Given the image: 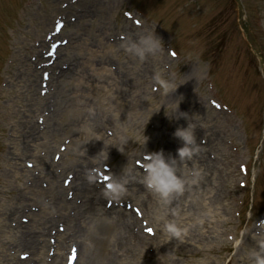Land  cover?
Returning a JSON list of instances; mask_svg holds the SVG:
<instances>
[{
  "label": "rangeland",
  "instance_id": "obj_1",
  "mask_svg": "<svg viewBox=\"0 0 264 264\" xmlns=\"http://www.w3.org/2000/svg\"><path fill=\"white\" fill-rule=\"evenodd\" d=\"M66 2V0H62ZM107 0H98V4L103 3ZM59 4V0H56ZM114 7L110 10L109 7L103 8L97 15L98 20L91 27L89 25H78L80 21L76 20L72 26H67L65 29V34H79L80 42L79 48L84 57H87L88 61L92 59L102 60L105 59V54L112 48H115L116 55L114 59L118 66L122 68L125 72L123 73L125 78L129 79V86L133 84L136 85L137 89L141 90L142 99H146L145 102L149 104H154L152 108H157V106L162 105L159 110L153 112L152 116L144 115L141 120H149L146 126L143 123H139L131 132L124 133L120 137L121 140L117 142H112L106 146L109 152L102 153V158L100 159L101 164L112 165L113 173L116 172V168L124 167L128 169L131 162L134 161L136 157L141 152L160 151L164 150V144L170 142L173 147L178 145L182 146V140L174 135L177 127H181L179 124L180 120L185 119L187 124L198 126L200 130L197 142L202 144L201 141L204 139L205 134L212 132V128L225 136H231L233 142L231 143L232 155L230 158V164L232 169H236L238 162L244 161L249 162L250 166L253 168V176L258 178L260 171L264 169V144L261 150L260 142L264 140V0H237L239 10L235 11L232 0H195L190 3L188 0H150L149 2H142L136 0L133 1L135 7L142 8L149 15V18L145 20L143 18L142 22H145V26L148 30L145 31L144 28H139L135 26L131 21L130 24L136 28L138 34L146 35L147 33H154L161 39L162 47L159 52L155 55H147L148 66L154 70L153 77L149 80L143 79L140 74L135 73V67H127V65H134L131 54L128 51L120 52L118 51V45L121 42L123 48L125 49L126 41L129 39L128 32L133 30L130 28L122 27L123 20V9L126 7L127 0H112ZM29 3V2H28ZM27 3V0H0V213L5 214L11 208L14 200L18 199V191L20 189V184L23 181H16L14 177L7 178L5 171L8 169L9 160L12 162L14 152L16 150L15 143H11L10 137L17 139L21 133L18 127H14L10 130L9 125L12 118V113L7 111V107L10 103L11 98H14L17 102V106L22 108V102L20 99L21 93L20 84L15 80V77H10L16 73V68H22L20 63L24 61L18 59V63L12 65V60L15 54H19L20 50L23 55L29 61L31 58V48L33 47V41L40 37V31L42 26H40L43 17H47V12H49L50 17L56 15L60 12L59 7L55 11L48 8V4L42 7L31 6ZM108 6L110 3L106 2ZM113 6V5H112ZM232 7L231 10L229 7ZM109 10V11H108ZM65 16V13H61ZM55 17L52 18V20ZM153 19H161L167 26V32L172 36V40L168 34L164 33L155 25ZM228 23L223 25L225 20ZM233 21V24H232ZM52 21L47 24L50 26ZM239 24V28L238 25ZM227 26V32L224 39H221V34L225 33L224 28ZM153 28V29H152ZM220 31V36L217 38V33ZM119 32H123L126 35L125 39L119 38ZM175 33V34H174ZM130 36L131 33H130ZM104 37V38H103ZM108 41L110 46H106L102 41ZM253 42L260 50L262 54L257 53V49L250 44ZM170 43L176 48L178 47L182 52L191 56L184 60L174 58L170 55L168 51L170 48ZM25 45V47H23ZM76 45V42L74 46ZM167 45V46H166ZM74 50V49H73ZM78 52V51H77ZM255 52L257 53L255 55ZM113 54V53H112ZM253 54V55H252ZM107 56V55H106ZM216 56L217 63L213 70L215 78L219 84L218 94L220 99L227 100L237 109L238 116H234L230 110L219 112L216 111L208 103H202L201 101L217 98L215 92L210 83L211 76L208 75L210 69L209 62L206 58ZM107 58L103 61H107ZM169 58V59H167ZM172 59V61H170ZM83 58V62H88ZM144 62L140 63V67H137L138 71L140 68L144 67ZM102 62V63H103ZM106 62L105 64H107ZM186 71L190 70L194 74L195 79L192 83L188 84V93L181 94L180 100L176 104H170L168 106L164 105V95L168 93L173 87L184 82L180 81L185 74L184 66H182V71L180 73L176 72L173 68L170 70L169 64L176 65L179 68L181 65L186 64ZM88 64L94 65V63L88 62ZM262 66V67H260ZM27 68V67H26ZM102 69L104 67H101ZM10 69H13L9 71ZM260 72V73H259ZM93 75V72H89ZM159 75L161 79L166 80L170 87L165 91L162 86L158 83L155 77ZM84 76V75H83ZM84 79L87 80L86 90L88 93V101L93 108H98L100 110L104 109H114L118 108L120 104L116 102L115 93L109 90V86H105L102 78L93 76V79L89 81L86 76ZM135 79L141 80L140 82H134ZM109 80H112L110 78ZM7 81L9 83L7 84ZM180 81V83H178ZM91 85V86H90ZM97 85H101L96 87ZM118 88L119 86L115 84ZM101 89H100V88ZM156 95H155V94ZM153 94L155 97L151 96ZM214 94V95H213ZM232 96H231V95ZM224 97V98H223ZM247 97V100L243 98ZM237 100H236V99ZM252 101V110L257 117L252 119L249 116V111L247 110V115H245V109L250 106ZM82 102V100H80ZM84 103V102H83ZM13 105V104H12ZM72 106L77 108L81 107L77 102H72ZM245 107V108H244ZM244 108V109H242ZM81 114L64 111V115L59 118V122L65 119L72 118L73 123L80 118ZM20 117L16 120L19 121ZM22 119V118H21ZM75 120V121H74ZM118 122H121L119 120ZM125 127L126 124H122ZM11 126V125H10ZM184 127L186 125L183 124ZM145 132L144 135L141 134V129ZM66 125L61 126L60 137H65L67 139ZM11 134V135H10ZM83 135L80 134L78 138ZM246 135V136H245ZM202 137V138H201ZM249 139V150L248 146ZM148 141L146 142V140ZM155 139L156 142L150 141ZM150 141V142H149ZM177 142V144H175ZM71 143V142H70ZM137 143L139 148L133 146ZM72 152H79L80 147L76 144V140L72 142ZM140 144V145H139ZM197 152L200 153V148ZM123 151H122V150ZM261 150V151H259ZM212 151L213 150H209ZM104 154V155H103ZM166 156L167 154L164 153ZM217 159L213 158L214 161H218V170L225 173V178L221 181L220 176H218L217 184L215 188L220 189V195L218 199L221 200L225 192L230 191L232 194V205H236L238 197L243 195V189L238 187L237 177L231 173V168L229 167L228 160L224 155H218ZM193 158V155L192 157ZM216 159V160H215ZM193 163V160H192ZM185 165V163H184ZM193 166H195L193 164ZM185 174L187 170H184ZM194 171V167L192 169ZM229 171V174L227 172ZM11 174V173H8ZM192 179L193 176L187 175ZM204 179V178H203ZM210 178H206L205 182H209ZM197 183V181H195ZM193 185V183H192ZM205 185V184H204ZM213 185H209L208 189ZM191 194L196 192V189L191 186ZM257 187H255L256 189ZM210 190V189H209ZM241 190V191H240ZM253 190V188H251ZM263 196L260 203L255 204V208L264 207V183L262 185ZM200 193L197 190L194 198L206 197L205 190ZM241 199V198H240ZM176 215H179V209L185 208L186 199L180 198V194L175 200ZM174 201L172 200L171 203ZM208 202H210L208 200ZM213 204V203H212ZM208 209L210 208L211 214L207 216L209 210H203L201 212L200 218H191L187 223L176 222L177 226L182 230L181 233H188L190 229H196L195 233L197 238L195 242L187 238H182V236L176 239L173 244L176 246L177 250L183 252L186 251L187 255L193 248L194 244H198L202 241L203 237H198V231H203L206 234V239L211 235L209 241L210 244L212 239L216 240L214 237L217 234L218 222L215 227L211 226V222L214 219L213 207L210 203H207ZM217 206V205H216ZM219 209L220 207L217 206ZM149 209V218H147L152 226L155 228L156 233L159 234L161 230V225L164 221L169 220V212L166 216L161 214H155ZM52 212V210H51ZM253 213V212H252ZM11 219V218H10ZM9 219V220H10ZM175 219V217H174ZM1 220V216H0ZM201 222V223H200ZM236 220H231L228 224H223L224 228L231 231ZM189 225V226H188ZM160 236V234H159ZM224 238V236L222 237ZM160 239H163L160 236ZM198 242V243H197ZM192 243V244H191ZM5 247V244L2 246ZM183 249V250H181ZM161 253V252H160ZM153 254V252L147 253L150 262L160 261L161 255ZM178 255V256H177ZM178 258L179 262L184 264L193 263V259L184 260L180 253L174 255ZM201 256L198 255L194 257L195 260H200ZM209 259H220L221 256L215 252L212 256L208 255ZM190 258V257H189ZM7 264V263H5ZM200 264H205V262H200Z\"/></svg>",
  "mask_w": 264,
  "mask_h": 264
},
{
  "label": "bare ground",
  "instance_id": "obj_2",
  "mask_svg": "<svg viewBox=\"0 0 264 264\" xmlns=\"http://www.w3.org/2000/svg\"><path fill=\"white\" fill-rule=\"evenodd\" d=\"M85 7L92 8V6L87 5ZM88 14V18H92L90 12H88ZM129 40L134 41L137 39L135 37H130ZM132 55L134 54L132 53ZM135 60V64L138 66L140 63L144 62V59L141 60L137 56H135ZM71 65L74 66V69L76 67L82 68V63L77 58L74 62L69 64L67 69H63L62 67L58 73L55 71L56 67H45V70L50 72L51 78L59 76L58 79L53 80L50 84L49 89H52L54 98L49 99L47 105L44 103L45 99L41 98L40 94H38L40 84V80L38 81L40 76L39 73L37 72L34 75H30L27 82V86L30 87V91L27 92L28 103L32 109L36 101L37 110L46 107L45 112L48 111L50 115H55L54 112L63 107L62 101L66 102V104L69 102L67 112L79 113L84 117L81 124H73V129L80 128L83 133L79 138L74 139L76 140V144L83 147L90 156L95 155L96 158H101L102 153L109 152L107 149L101 147V142L114 140L105 136L103 131H108L110 134L113 133V127H116V125L112 117L109 116H115L116 113L113 109H104L100 115L91 116V114L88 117L90 122L86 121L85 116L91 112L92 108L90 103L86 101L88 93L85 92L83 83H75V88H72L69 93H63L62 90L65 80L68 77H72L69 75V68H71ZM144 68H141L140 75L142 77L144 76V79H147L150 77L146 73L148 67L145 66ZM50 69L52 70L50 71ZM94 71L99 74L100 78H104L105 76V84L109 86L111 92L117 95L120 93L122 95L125 100L121 103L123 109L126 106H129L130 109L131 107L135 109V105L138 104V94L132 92V94H130V99L126 100L127 83L123 78L115 80L120 84L117 88L112 74L109 71L105 70L100 72L97 71L95 67ZM61 76H64V80L60 82ZM110 78H112V80H109ZM187 78L188 77L185 76L182 80L185 81ZM36 84H38L37 88ZM179 97L180 94H178L176 90H173L167 94L165 100L177 101ZM76 100H82L81 107L75 108L72 106V102H76ZM128 101H131L132 104ZM127 108L128 107L125 108L126 111L123 112V116L124 118L126 116L127 119H130L126 125L131 128L137 126V120L141 117V112L142 114H148V109H143L144 107L141 105L138 107V114L130 110L127 111ZM60 113L61 111H58L57 115L60 116ZM116 118H119V116L116 115ZM131 123L132 126H130ZM28 131H30L29 134ZM54 131L55 126H51V123L43 128H38L37 124L36 127L26 125L25 134L31 141L24 143V147L19 149L18 153H16L18 160H20V164L14 166L15 170H13L14 173L11 174V177L25 178L27 181L25 182L26 185L20 191L19 200L18 203H16L12 216L15 217L24 206L28 209V213L21 215L23 220L17 225L18 228H20L21 225L24 224L23 231L16 228L18 231L17 234L14 235L13 232L15 228L8 226L7 222L3 229V236L11 240L13 244H16L15 250L20 249L17 256L18 261H14L15 263L12 264H49L45 259L44 251H46V247L49 245L48 242L50 240L56 241L54 231L57 229L56 227L60 225L58 219L64 218L68 219L71 235L76 236V240L82 243V250L77 259V262L79 260L78 264H150V262L145 260L147 255L144 253V243L147 241H154V239L143 232V227L136 230L139 224V221H137L138 217L134 212L131 213L122 208L123 202H120V200L126 196L127 191L132 196H137L139 200L138 204L143 208V211L148 212L147 210L150 208L153 213L161 214L162 216H166L167 212L170 211V219L174 218L172 216V209H175L173 208L175 207V203H171L167 206L160 204L158 197L148 190L141 181L144 173L134 171L133 169L119 176V179H122L120 181H122L126 187V191L118 199L108 200L111 198L106 195V189L102 188L100 183L93 181V179H99L100 174L99 171L95 170V162L89 156L80 161L75 160L74 162H70L64 158L55 161L50 154H44L47 150L45 146H51L54 142L52 139L55 137L51 136V134H54ZM141 134H144L143 130ZM55 141L58 142V140ZM215 141L216 136H212L211 142ZM30 143H32L33 146H31ZM171 150L172 149H170V151ZM67 153L68 152L65 154ZM194 161H196V159H194ZM170 162L177 165V169H179L177 170V174L182 175L180 172L184 170V167L177 157V151H171ZM213 167L214 164H208L206 168L198 167L197 170L201 171L199 174L200 176L206 178L205 172L210 171ZM134 169H136V167H134ZM90 176L93 178L89 179ZM115 179L119 180L118 178ZM99 181L102 183L104 182L103 180ZM198 185L193 182L192 186L196 189V192L189 195L184 205L185 208L183 209L181 207L179 209V213H182L179 215L175 214L176 222L185 223L190 221L192 217L193 219L200 218V211L209 210L207 203H209L208 199L210 196L209 198L207 196L206 198L205 196L202 198H194L197 190H200V193H202V189L205 190V188H207L203 187V185ZM212 192L215 194L216 189ZM177 196L173 201L176 200ZM213 197L214 195L212 194L211 198ZM106 198L107 200H105ZM211 200L214 201V199ZM49 208L55 209L57 211V216L51 213L49 214ZM27 216L28 220L24 223ZM48 223H55V226H51V230H53L51 232H45ZM162 234L166 237L163 231ZM181 236L182 238L190 236L188 238L189 240L197 238V236L191 235V233L185 234L182 232ZM205 236L206 234L203 231H198V237H203L202 241L204 244H206ZM63 239L64 233L58 232L57 240L62 241ZM170 239L171 238H164V240L157 241L158 246L163 252L162 264H179L177 262L174 263L173 251L177 250V248L170 242ZM48 248H50V246ZM156 251L157 250H155V252ZM199 252H201V250L196 251V253ZM206 253L207 252H205V254ZM243 253L245 255H243ZM243 253L241 259L244 261L243 264H246L247 250L244 249ZM181 255L185 260L189 258L185 250L181 252ZM6 257L7 253H2V258L5 259ZM60 262L59 259L54 260V264H62ZM156 264L160 263L156 262ZM234 264L237 263L234 262Z\"/></svg>",
  "mask_w": 264,
  "mask_h": 264
},
{
  "label": "clouds",
  "instance_id": "obj_3",
  "mask_svg": "<svg viewBox=\"0 0 264 264\" xmlns=\"http://www.w3.org/2000/svg\"><path fill=\"white\" fill-rule=\"evenodd\" d=\"M161 47V39L154 33H147L146 35H141L138 40L131 41L125 50L143 60L147 55H155L160 51ZM155 79L165 91L169 89L170 84L166 80L161 79L159 75ZM174 135L183 141L182 146L177 149V157L180 160L191 159L192 155L199 149L193 128L190 125L177 127ZM145 161L143 164V184L158 197L160 204L170 205L177 195L185 191L186 181L184 177L177 174L176 167L170 162V158L164 155L163 150L147 152ZM192 176L193 182H195L199 178V171L193 172ZM92 178L91 176L89 177V179ZM124 192V183L113 178L107 185L105 193L112 199H118ZM172 213L173 217H175V209H172ZM161 230L169 238L176 237L179 239L181 237L182 230L177 226L174 218L164 221L161 225ZM255 240L256 245L247 248L246 264H264V238ZM241 243L242 239L238 238L235 241V246L239 247Z\"/></svg>",
  "mask_w": 264,
  "mask_h": 264
},
{
  "label": "snow or ice",
  "instance_id": "obj_4",
  "mask_svg": "<svg viewBox=\"0 0 264 264\" xmlns=\"http://www.w3.org/2000/svg\"><path fill=\"white\" fill-rule=\"evenodd\" d=\"M174 54V53H173ZM149 231H152L151 229H149Z\"/></svg>",
  "mask_w": 264,
  "mask_h": 264
}]
</instances>
